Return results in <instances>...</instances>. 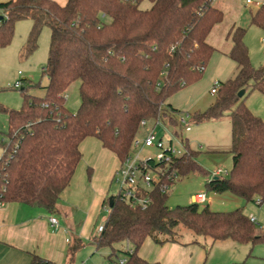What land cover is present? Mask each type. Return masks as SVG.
<instances>
[{"label": "trees", "instance_id": "1", "mask_svg": "<svg viewBox=\"0 0 264 264\" xmlns=\"http://www.w3.org/2000/svg\"><path fill=\"white\" fill-rule=\"evenodd\" d=\"M143 1L151 7L139 9ZM0 17V48L9 44L21 20L32 24L28 51L35 47L41 28L50 32L42 69L47 79L44 96L24 95L18 110H3L8 129L0 139V205L18 203L53 215L81 160L82 141L96 139L120 166L131 152L140 121H160L167 112H178L165 102L202 78L216 50L207 36L223 15L213 0H63L62 5L53 0H9L0 2ZM250 24L264 27V0L251 14ZM244 35L240 27L227 34L235 76L217 82L213 103L189 116L194 124L223 119L230 123V172L227 178L210 179L206 189L255 203L264 201V120L244 100L251 92L264 95V66L252 67ZM75 81L80 104L71 113L65 107V91ZM241 90L244 95L238 98ZM168 122L176 126L172 116ZM196 157L185 143L183 154L172 162L178 178L204 173ZM145 192L150 199L145 208L122 202L117 194L110 207L109 198L103 200L108 215L92 244L108 250V264H160L138 255L147 239L159 246L197 244L199 237L212 244H264V228L241 209L216 212L196 203L169 208L167 192L159 186ZM179 228L195 237L182 241ZM79 247L80 240L74 238L65 264ZM31 264L52 263L32 255Z\"/></svg>", "mask_w": 264, "mask_h": 264}, {"label": "rangeland", "instance_id": "2", "mask_svg": "<svg viewBox=\"0 0 264 264\" xmlns=\"http://www.w3.org/2000/svg\"><path fill=\"white\" fill-rule=\"evenodd\" d=\"M213 0L215 8L222 12V21L215 25L207 36V43L216 50L212 54L202 78L195 84L181 89L170 96L165 105H171L178 112L164 115L158 123H151L144 130H140L139 138L142 139L146 133L152 132L156 140L161 139L164 147L169 146L173 150H183L187 145L197 152L196 162L204 173H192L184 178H177L167 189L166 205L169 208L183 206L192 203V197L198 193L205 195L206 201L201 206L209 205L216 212H228L234 209H241L248 217H253L260 228H264V205L245 203L239 197L231 193L214 194L205 187L213 176V170L221 168L230 172L232 155L230 153V123L227 119L221 121H206L198 124L191 123L190 114L202 112L214 101V95L209 91L216 82H224L231 78L235 64L228 58L227 53L231 47V41L227 37L232 27L245 29L244 44L248 50L249 60L254 68L264 66V27H257L250 24V16L258 6L254 2L262 0ZM139 9L147 10L151 4L143 1ZM32 24L29 20H21L15 24L11 41L8 45L0 48V139H4L8 129L7 117L4 109L18 110L23 103V96L41 98L45 94L47 79L42 75L47 60L49 45V29H40L35 40V47L28 51L27 41ZM19 82L21 86L14 88ZM22 89V91H21ZM79 81L71 83L65 91V107L71 113H75L79 107ZM248 104L256 102V98L264 100V95L258 92H251L246 96ZM258 113V111H257ZM262 113V112H261ZM254 115L260 117L258 114ZM172 116L176 126L168 122ZM182 120L183 122H180ZM94 138H87L80 144L81 160L79 161L75 175L78 180L91 182L96 187L105 191L106 197L115 196L119 189L120 176L113 173L108 174L106 161L102 159L95 149L99 146ZM3 146L0 145V156ZM156 148L137 149L131 152L135 154L154 156ZM116 164V161H115ZM116 169L119 165L116 164ZM79 172L83 176L79 178ZM221 178L227 175L221 174ZM81 189V187H80ZM79 190V189H78ZM80 191V190H79ZM81 191H83L81 189ZM79 205V204H77ZM76 204L69 209L76 219L74 235L70 233L68 239L72 245L73 238L80 235L79 229L82 221V211ZM108 215L107 208L100 207L96 212L93 223L87 227L84 236L80 237V247L74 253L69 264H108L105 256L108 254L106 248L96 249L92 244L93 237L98 235V228L103 226ZM182 241L190 242L195 236L182 229ZM87 233V234H86ZM203 246L199 247L203 252L200 264H231L241 263L244 260L248 264H264V244H239L232 241L215 243L212 246L210 239L199 237L197 239ZM119 250H126L128 246L116 245ZM123 254L119 253L118 258L122 259ZM65 264L66 262H62Z\"/></svg>", "mask_w": 264, "mask_h": 264}, {"label": "crops", "instance_id": "3", "mask_svg": "<svg viewBox=\"0 0 264 264\" xmlns=\"http://www.w3.org/2000/svg\"><path fill=\"white\" fill-rule=\"evenodd\" d=\"M7 1L9 0H0L1 3ZM53 1L60 5L63 4V0ZM235 74L236 67L234 66L233 75L229 79H232ZM246 98L244 103L247 108L252 113L256 112L264 120V100L256 98V102L248 104L245 102ZM97 143L99 146H95V149H97L98 155L106 161L108 174L111 176L117 171L118 160L112 153L103 149L99 142ZM78 175L79 178L82 176L80 172ZM75 177L74 174L69 186L60 195L56 214L49 215L40 208L18 203L0 205V264H31L32 255L52 264L67 262V250L71 242L68 236L70 233L74 235L72 225L76 223L75 215L69 210L70 206L76 204L77 208L79 207L83 212L79 229L80 235L74 237L79 240L81 236H84L87 227L92 225L96 212L102 207L103 200L106 198L103 189L96 187L91 182L86 183L84 180L80 181ZM212 178H216V176ZM191 202L193 203V201ZM49 217H54L57 220L58 228L56 230L50 228ZM199 247L203 248L199 241L197 244L187 246L178 244L159 246L147 239L138 251V255L148 262L160 264H200L203 252Z\"/></svg>", "mask_w": 264, "mask_h": 264}, {"label": "built area", "instance_id": "4", "mask_svg": "<svg viewBox=\"0 0 264 264\" xmlns=\"http://www.w3.org/2000/svg\"><path fill=\"white\" fill-rule=\"evenodd\" d=\"M247 4H252L250 0H246ZM262 2H254L256 6H260ZM21 86L19 82L14 84V88L18 89ZM217 92V83H214L210 94L215 95ZM159 120L150 122L142 120L139 123V132L144 130L151 123H158ZM180 122H183L180 120ZM169 146L164 147L161 143V139L156 140L155 135L152 132L146 133V135L140 139L139 133L133 139L131 144V152L137 149L156 148L157 152L154 156L135 154L129 155L123 160L119 169L115 172L120 176L119 189L117 195L122 202L129 204L130 206H140L145 208L150 199L145 191L150 190L154 186H159L162 193H166L170 184H172L178 177L175 168H172V162L174 158L180 157L183 154V150H173ZM221 174L227 175L228 172L221 168H217L212 172L213 176H220ZM193 203L201 205L205 202V195L199 193L192 198ZM256 205H264V201L256 200ZM253 223L255 219L250 218ZM50 228L56 230L58 228L57 220L54 217L48 218ZM101 227L98 228V231ZM68 242V240H67ZM124 260H120L123 263Z\"/></svg>", "mask_w": 264, "mask_h": 264}, {"label": "water", "instance_id": "5", "mask_svg": "<svg viewBox=\"0 0 264 264\" xmlns=\"http://www.w3.org/2000/svg\"><path fill=\"white\" fill-rule=\"evenodd\" d=\"M1 19H2V18L0 17V20H1ZM243 95H244V91L241 90V91L238 92L237 97H238V98H241ZM108 201H109V207H110L111 204H112V198L110 197Z\"/></svg>", "mask_w": 264, "mask_h": 264}]
</instances>
